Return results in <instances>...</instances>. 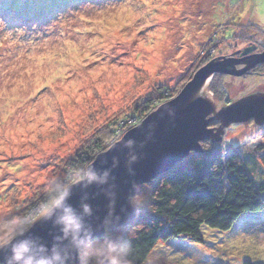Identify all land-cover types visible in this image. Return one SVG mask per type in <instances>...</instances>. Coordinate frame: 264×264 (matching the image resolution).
I'll return each instance as SVG.
<instances>
[{
	"label": "rangeland",
	"instance_id": "rangeland-1",
	"mask_svg": "<svg viewBox=\"0 0 264 264\" xmlns=\"http://www.w3.org/2000/svg\"><path fill=\"white\" fill-rule=\"evenodd\" d=\"M48 17L7 23L0 14V240L15 218L37 222L55 194L79 181L67 158L109 141L112 121L118 138L109 145L146 116L135 114L136 123L138 104L158 90L174 94L207 63L197 68L205 55L264 41V0H81ZM249 72L210 78L218 107L264 93V79ZM220 82L223 105L213 90ZM263 128L232 124L213 144L256 151L255 179L264 180ZM200 234V243L159 242L147 264L264 262V211L227 232L202 227Z\"/></svg>",
	"mask_w": 264,
	"mask_h": 264
},
{
	"label": "trees",
	"instance_id": "trees-1",
	"mask_svg": "<svg viewBox=\"0 0 264 264\" xmlns=\"http://www.w3.org/2000/svg\"><path fill=\"white\" fill-rule=\"evenodd\" d=\"M0 1L5 2L0 4L3 20H11L10 23H13L26 19V14L30 19L47 20L50 18L48 16L56 13L58 9L81 0ZM211 58L209 54L205 55L197 68ZM223 78L225 75L215 76V79ZM216 86L218 89L213 88L214 95L219 104L223 105L226 101L225 92L222 91L223 83L220 82ZM180 89L174 94L167 91L165 95L164 90H158L155 96L146 97L135 107L134 113H131L132 117L135 118V114H138L137 117L141 119L158 104L174 97ZM138 118H135L136 123L139 122ZM116 122L115 119L110 123L113 129H110L109 141L118 138L114 136ZM214 125L211 123V127ZM106 139L100 141L101 144L92 142L74 157L67 158L68 169L78 171L79 180L83 178L84 167L94 160L96 152L101 153L110 146ZM203 147L202 153H190L170 170L138 186L135 194L136 199L140 201L139 207L136 208L137 216L130 224L112 229L106 227L104 235L93 240L103 243L105 237L112 240L117 237L127 239L132 246L129 256L132 264H147L151 252L159 242L181 239L200 243L202 227L227 232L240 219L262 213L264 180H256L254 173L260 158L257 152L249 149L242 152L230 148L223 149L220 144L210 145L208 142L204 143ZM20 217L23 218L24 215L21 214ZM241 264L255 263L243 261Z\"/></svg>",
	"mask_w": 264,
	"mask_h": 264
},
{
	"label": "water",
	"instance_id": "water-1",
	"mask_svg": "<svg viewBox=\"0 0 264 264\" xmlns=\"http://www.w3.org/2000/svg\"><path fill=\"white\" fill-rule=\"evenodd\" d=\"M235 54L241 58H235ZM263 62L264 53L248 56L247 51L210 59L174 97L95 156L84 179L69 186L72 194L68 199L81 212V205H91V215L86 220L91 225L92 239L103 236L106 227L130 224L137 209L129 206V197L136 194L138 186L170 170L190 153H202L201 143L220 142L225 128L232 124L253 121L256 126L264 125V93H251L218 107L208 92L214 74L239 76ZM210 123L218 125L208 128ZM105 169L109 175L102 182L104 177L100 174ZM93 170L98 178L89 183L88 173ZM46 214L33 224L32 232L50 246L61 233ZM62 243L67 244V240Z\"/></svg>",
	"mask_w": 264,
	"mask_h": 264
},
{
	"label": "clouds",
	"instance_id": "clouds-1",
	"mask_svg": "<svg viewBox=\"0 0 264 264\" xmlns=\"http://www.w3.org/2000/svg\"><path fill=\"white\" fill-rule=\"evenodd\" d=\"M100 175L104 177L102 182H106L109 171L105 169ZM97 178L94 170L88 173L89 183ZM71 194L72 187L65 186L45 205L46 218L61 233L50 246L33 234L31 219L25 223L22 217H17L8 236L0 240V264H132L129 240L105 237L103 243H98L92 239L91 225L86 220L91 215V205L83 204L82 212L78 211L68 203ZM139 205L135 195L129 197L130 207L135 209ZM64 240L67 244L62 243Z\"/></svg>",
	"mask_w": 264,
	"mask_h": 264
},
{
	"label": "flooded vegetation",
	"instance_id": "flooded-vegetation-1",
	"mask_svg": "<svg viewBox=\"0 0 264 264\" xmlns=\"http://www.w3.org/2000/svg\"><path fill=\"white\" fill-rule=\"evenodd\" d=\"M245 51H247V54L250 51L253 52V55H255V54H263L264 53V41L257 42V45L256 46H252L251 48H249L247 50H243V51L237 50V51H235V53L236 52H239L240 53V52H245ZM238 55H240V54H238ZM259 68H262V69H258L257 70V68H253V70L251 72H249L248 74L249 75H257V77H259V78L262 77V79H264V71H263V73L259 71V70H264V66L263 67H259Z\"/></svg>",
	"mask_w": 264,
	"mask_h": 264
},
{
	"label": "bare ground",
	"instance_id": "bare-ground-1",
	"mask_svg": "<svg viewBox=\"0 0 264 264\" xmlns=\"http://www.w3.org/2000/svg\"><path fill=\"white\" fill-rule=\"evenodd\" d=\"M170 242V241H169Z\"/></svg>",
	"mask_w": 264,
	"mask_h": 264
}]
</instances>
